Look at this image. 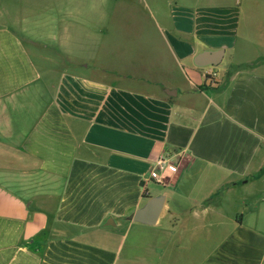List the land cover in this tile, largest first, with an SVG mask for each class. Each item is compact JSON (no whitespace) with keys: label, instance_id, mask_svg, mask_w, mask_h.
Instances as JSON below:
<instances>
[{"label":"crops","instance_id":"crops-1","mask_svg":"<svg viewBox=\"0 0 264 264\" xmlns=\"http://www.w3.org/2000/svg\"><path fill=\"white\" fill-rule=\"evenodd\" d=\"M243 1L0 0V264H264Z\"/></svg>","mask_w":264,"mask_h":264},{"label":"rangeland","instance_id":"rangeland-1","mask_svg":"<svg viewBox=\"0 0 264 264\" xmlns=\"http://www.w3.org/2000/svg\"><path fill=\"white\" fill-rule=\"evenodd\" d=\"M46 8H41L43 19L50 13L51 0H41ZM13 1H11V4ZM244 13L240 26V48L244 55L252 61H262L264 65V0H244ZM132 234H128L126 245L129 247Z\"/></svg>","mask_w":264,"mask_h":264},{"label":"water","instance_id":"water-1","mask_svg":"<svg viewBox=\"0 0 264 264\" xmlns=\"http://www.w3.org/2000/svg\"><path fill=\"white\" fill-rule=\"evenodd\" d=\"M198 64L199 65H207L213 62H206V54L200 55L198 57ZM165 203V196L164 195H157L150 197L146 203L135 210L130 216L128 217L132 222H139L144 224L153 225L156 224L159 220L161 212L163 210Z\"/></svg>","mask_w":264,"mask_h":264},{"label":"built area","instance_id":"built-area-1","mask_svg":"<svg viewBox=\"0 0 264 264\" xmlns=\"http://www.w3.org/2000/svg\"><path fill=\"white\" fill-rule=\"evenodd\" d=\"M211 75L213 74L211 73ZM183 155L184 152H181V156ZM154 162V165L159 166L160 168H165V166L169 163L168 156L165 155V145L163 143L160 144L155 153ZM190 165L191 163L188 165V169H190Z\"/></svg>","mask_w":264,"mask_h":264}]
</instances>
